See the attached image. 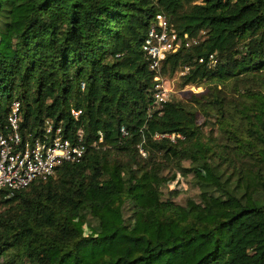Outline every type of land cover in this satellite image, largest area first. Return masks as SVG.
Segmentation results:
<instances>
[{
  "label": "trees",
  "instance_id": "obj_1",
  "mask_svg": "<svg viewBox=\"0 0 264 264\" xmlns=\"http://www.w3.org/2000/svg\"><path fill=\"white\" fill-rule=\"evenodd\" d=\"M158 11L182 38L162 72L187 64L182 84L213 83L160 113L149 111L154 72L142 49ZM185 33L197 41L185 45ZM13 99L23 140L51 118L65 133L81 126L87 148L0 189L5 264H264V0H0L1 129ZM198 113L217 117L221 150ZM98 130L111 148L91 144ZM185 159L214 178L197 179L199 198L182 204L161 186L163 169L185 171Z\"/></svg>",
  "mask_w": 264,
  "mask_h": 264
},
{
  "label": "built area",
  "instance_id": "obj_2",
  "mask_svg": "<svg viewBox=\"0 0 264 264\" xmlns=\"http://www.w3.org/2000/svg\"><path fill=\"white\" fill-rule=\"evenodd\" d=\"M187 38L185 45L197 41V37ZM182 45V38L174 30L167 15L163 11L155 13L142 42V49L149 67L153 70V86L151 88V103L149 111L158 110L161 112L163 104L172 99L170 93L172 88L166 84L163 77L162 67L168 54L176 51ZM203 57H200L201 61ZM209 62L215 64L214 53L209 55ZM189 66L185 64L179 71L183 74ZM189 90L199 91V85L193 83L185 84ZM81 87L84 83L81 82ZM81 109L70 108L73 120L79 119ZM20 102L13 99L10 111L7 115V122L4 129L0 128V189H6L11 193L13 190L28 185L37 177L45 178L54 173L56 166L64 161L80 160L87 148L84 140V130L81 126L69 134L65 133L60 122L55 123L53 119L46 118L43 124L42 135L23 140L19 131ZM121 135L127 134L124 125L120 126ZM97 138L92 141L93 146L107 145L103 139V133L98 130ZM162 136L174 139L181 137L180 133L155 132L154 137ZM142 155H146L143 147L138 145Z\"/></svg>",
  "mask_w": 264,
  "mask_h": 264
},
{
  "label": "rangeland",
  "instance_id": "obj_3",
  "mask_svg": "<svg viewBox=\"0 0 264 264\" xmlns=\"http://www.w3.org/2000/svg\"><path fill=\"white\" fill-rule=\"evenodd\" d=\"M162 73L163 77L165 78L166 84L173 90V92L170 93V97L186 101L190 95L189 92L191 90H189V88H187L185 84H182L181 74L179 73L178 69L173 72L167 69ZM208 84L213 86L212 82L205 81L202 84L200 83L199 91L205 90V85ZM232 84L233 83L231 82L230 84H227V86H225L224 90L227 93H234L233 87L231 86ZM221 86L222 85H218V88H222ZM216 118L217 117L215 115H211V117L205 118L202 114L200 115L198 113L197 124L199 125L200 130H202L203 136L210 139L214 143V145L218 144L217 148L221 150V148H223L222 144L225 141V138L221 135V133H219V127L218 123H216ZM105 147L107 148L109 146L105 145ZM111 153L114 155H118L113 151H111ZM214 160L219 159L215 157ZM182 164L187 170L182 171L176 168L174 165L168 166L163 169L162 172L164 175H166V180L162 184L161 190L163 198L169 197L178 203L184 204L189 197H193L195 199L199 198V188L196 184L197 179L212 180L214 178V175H212L208 169L194 166L189 159L183 160ZM219 167L225 168L228 174L232 170V164L229 159H221ZM3 208V204L0 203V209ZM81 230L84 234L94 233L91 226L85 222L82 223ZM5 263V259L0 258V264Z\"/></svg>",
  "mask_w": 264,
  "mask_h": 264
}]
</instances>
